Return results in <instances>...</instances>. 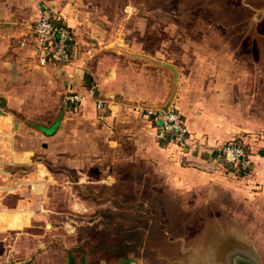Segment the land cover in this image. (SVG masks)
Here are the masks:
<instances>
[{
  "label": "crops",
  "instance_id": "crops-1",
  "mask_svg": "<svg viewBox=\"0 0 264 264\" xmlns=\"http://www.w3.org/2000/svg\"><path fill=\"white\" fill-rule=\"evenodd\" d=\"M110 5L0 0V233H6V252L12 247L8 235L21 236L17 264H143L130 256L134 251L116 260L110 255H122L126 245L141 251L150 229L135 226L138 240L126 243L125 223L115 217L122 232H114L103 211L130 207L138 220L170 223L164 234L172 237L174 222H208L214 209L231 220L227 198L246 206L264 194V158L253 155L254 186L215 159L216 147L237 137L251 149L264 143V136L250 135L264 128V104L254 103L256 77L239 68L237 51L224 38H190L181 23L132 15L124 3L116 24ZM43 8L74 32L69 64H44L37 55L33 27ZM69 93L84 99L72 103ZM260 97L262 102L264 92ZM98 100L103 110H97ZM167 104L187 120L191 140L184 152L159 142L135 111ZM60 191L64 203L57 199ZM54 206L60 209L47 208ZM58 216H64L63 226ZM35 220L52 222L50 231L65 228V240L42 244L23 261L30 252L24 234ZM95 238L107 241L95 244ZM109 238L120 241L109 245Z\"/></svg>",
  "mask_w": 264,
  "mask_h": 264
},
{
  "label": "rangeland",
  "instance_id": "rangeland-1",
  "mask_svg": "<svg viewBox=\"0 0 264 264\" xmlns=\"http://www.w3.org/2000/svg\"><path fill=\"white\" fill-rule=\"evenodd\" d=\"M110 3L108 13L116 24L123 19L122 14L117 13V8H121L124 3L131 7L129 13L132 15L152 16L161 23L177 22L185 25L187 28L185 33L190 38L201 39L205 34L213 39L224 38L228 47L237 51L234 57L239 68L254 72L256 77L254 78V103H256L255 99H259V105L264 104V97L262 102L260 100V94L264 92V78H262L264 75V0H110ZM133 6H137L136 10ZM241 23H243L242 26ZM114 32L116 36L120 31ZM251 132L253 133L250 135L264 136L263 127L254 128ZM244 133L242 135H248ZM251 153L264 158V143L255 142ZM254 168L253 165L252 173L247 176L225 167L228 172L245 179L249 186H254L253 181L257 176L253 173ZM58 194L57 199L64 203L65 194L61 191ZM254 197L251 201L246 200L248 201L246 206L238 205L237 201L232 202L227 198L226 201L231 202L233 209L231 211L233 215H230L231 220L223 219L221 215H218L221 214L220 209L218 211L214 209L217 215L212 217L214 220L208 222H174L170 227L172 237H165L164 234V227L166 225L169 227L170 223L152 224L144 216L140 221L130 207L117 213L103 211L102 216L106 219L104 224L114 232L121 233V222L125 223L126 229L129 230L125 237L126 243L132 244V241L138 240V234L134 232L135 226L150 229L142 235V240L147 242L141 251L126 245L129 247L120 253L122 255L111 254L110 259L116 260L134 251L130 256H138L136 260L142 261L143 264H264V194ZM130 198L134 197L130 196ZM60 207L62 210L65 209L63 205ZM60 207L47 208L58 210ZM155 208H157L156 213H161L159 206ZM225 211L229 213L230 207ZM115 217H120L122 220L119 225L113 221ZM63 218L64 216H58L57 224L63 226ZM48 223L52 224V222L36 220L30 222V226L25 231L27 235L24 234V237L29 239L30 252L24 254L23 261L31 258L42 244L54 245L63 237L62 235L66 234L65 228L62 229L63 231H50L47 227ZM5 235V232L0 233V264H17L21 261V254L16 252V249L20 248L22 238L17 232L8 235V243L12 244L14 252H11L12 247L6 252ZM62 240H65V237ZM106 241L107 239L103 241L100 238L94 239L95 244L98 242L105 244ZM119 241L118 238H109L108 244L116 245Z\"/></svg>",
  "mask_w": 264,
  "mask_h": 264
},
{
  "label": "built area",
  "instance_id": "built-area-1",
  "mask_svg": "<svg viewBox=\"0 0 264 264\" xmlns=\"http://www.w3.org/2000/svg\"><path fill=\"white\" fill-rule=\"evenodd\" d=\"M49 8L41 10L40 18L35 23L33 31L36 37V52L42 63L52 62L58 65L69 64L72 60L70 45L74 41L73 30ZM94 94V91H90ZM72 103H79L84 96L78 93L67 94ZM97 110H103L104 102L98 100ZM135 111L145 118L156 131L159 142L176 146L181 152L190 145L191 132L185 116L173 105L164 108H149L137 106ZM257 138L256 135H252ZM215 159L224 168H233L249 176L253 171V155L245 137L231 139L215 150Z\"/></svg>",
  "mask_w": 264,
  "mask_h": 264
},
{
  "label": "trees",
  "instance_id": "trees-1",
  "mask_svg": "<svg viewBox=\"0 0 264 264\" xmlns=\"http://www.w3.org/2000/svg\"><path fill=\"white\" fill-rule=\"evenodd\" d=\"M228 169H232V170H234L233 168H230V167H229ZM234 171H236V170H234ZM238 172H240V173L243 175V173H242L241 171H238Z\"/></svg>",
  "mask_w": 264,
  "mask_h": 264
},
{
  "label": "bare ground",
  "instance_id": "bare-ground-1",
  "mask_svg": "<svg viewBox=\"0 0 264 264\" xmlns=\"http://www.w3.org/2000/svg\"><path fill=\"white\" fill-rule=\"evenodd\" d=\"M36 190V189H35Z\"/></svg>",
  "mask_w": 264,
  "mask_h": 264
}]
</instances>
